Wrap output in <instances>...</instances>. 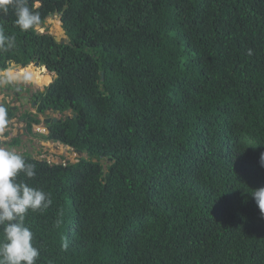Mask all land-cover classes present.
Wrapping results in <instances>:
<instances>
[{
    "label": "trees",
    "instance_id": "trees-1",
    "mask_svg": "<svg viewBox=\"0 0 264 264\" xmlns=\"http://www.w3.org/2000/svg\"><path fill=\"white\" fill-rule=\"evenodd\" d=\"M28 5L41 20L26 32L13 8L0 11L15 37L0 72L39 62L20 76L56 77L34 94L35 113L3 105L8 124L17 115L30 135L81 154L20 153L36 176L18 180L52 198L26 216L37 264H264L251 196L264 187V0ZM56 10L67 43L39 29ZM47 112L59 121L44 122Z\"/></svg>",
    "mask_w": 264,
    "mask_h": 264
},
{
    "label": "clouds",
    "instance_id": "clouds-1",
    "mask_svg": "<svg viewBox=\"0 0 264 264\" xmlns=\"http://www.w3.org/2000/svg\"><path fill=\"white\" fill-rule=\"evenodd\" d=\"M9 7L14 9L15 25L21 31L40 23L39 12L29 7L28 0H0V11L7 12ZM14 46L15 37L5 35L0 28V51L6 52ZM8 122L6 110L0 107V133ZM260 163L264 167V153ZM35 167L20 153L0 147V264H37L39 259L40 249L34 246L33 231L25 221L30 211L42 212L51 206V194L18 180L21 174L29 180L34 178ZM251 196L264 216V187L255 189Z\"/></svg>",
    "mask_w": 264,
    "mask_h": 264
},
{
    "label": "rangeland",
    "instance_id": "rangeland-1",
    "mask_svg": "<svg viewBox=\"0 0 264 264\" xmlns=\"http://www.w3.org/2000/svg\"><path fill=\"white\" fill-rule=\"evenodd\" d=\"M39 29L40 31L49 29V31L57 37H66L65 34H62L61 20L58 15H52L51 17H49L46 20V23L43 26H40ZM28 67L36 69L41 66H36L32 63L28 65ZM22 69L24 70L26 68ZM4 74L8 75L14 81L21 80V83L27 84L34 91L44 90L45 86H47L52 81V75L50 72L47 73L50 79L47 84H39L38 82H36V80L33 79V75L28 73L21 77L20 75L23 74H19L15 70L11 69L6 70ZM2 96L6 101L8 100L10 103V94L5 95V93L3 94V92L0 90V97L2 98ZM11 105L18 107V109L20 110L19 115L27 111L35 113V105H33L27 98H25L23 101H20V105L18 103H12ZM49 115L53 119H58L61 117V115H59L58 113L47 112V116L40 115V118L43 119L48 117ZM23 120L24 119L20 117L16 121H11L10 124H7L5 131L3 133H0V147L14 150L18 153L29 152L37 158L47 159L52 163L62 162L65 160L75 162L78 157H80L81 154H79L77 151H74L69 146L45 140L41 138L42 136L40 134H36L35 136L30 135L26 132V122L25 120ZM34 129L36 132L39 131L41 133H47V129L43 124L35 125ZM13 137H18L21 140V143L16 146L9 145L8 142H10Z\"/></svg>",
    "mask_w": 264,
    "mask_h": 264
},
{
    "label": "flooded vegetation",
    "instance_id": "flooded-vegetation-1",
    "mask_svg": "<svg viewBox=\"0 0 264 264\" xmlns=\"http://www.w3.org/2000/svg\"><path fill=\"white\" fill-rule=\"evenodd\" d=\"M10 82H11L12 88L11 87L7 88L8 86V83H7V86L4 89L5 95L6 94L11 95L10 103L8 104L7 102H3V103H0V106L1 105L5 106L6 104L11 105L12 103H18L20 105V101H23L25 98L30 100L33 105H36L32 99H33L34 94L38 91L32 90L30 86H28L25 83L18 82V83H14L13 85V81H10Z\"/></svg>",
    "mask_w": 264,
    "mask_h": 264
},
{
    "label": "water",
    "instance_id": "water-1",
    "mask_svg": "<svg viewBox=\"0 0 264 264\" xmlns=\"http://www.w3.org/2000/svg\"><path fill=\"white\" fill-rule=\"evenodd\" d=\"M53 15H58L60 17V19H61V16L63 15V12H59V11L56 10ZM62 34L63 35L65 34V31L63 29H62ZM55 39H56V41L61 42V43H67L69 41L68 37H64V38L61 37L60 38V37L55 36ZM33 64L36 65V66H40L39 62H34ZM27 67H28V65L26 63H22V64H16L14 62H10L9 63V69H15V68L22 69V68H27ZM44 68L48 71L47 67H44ZM3 73H5V72L4 71L0 72V75L3 74ZM50 73L52 75V79L56 77L55 73H53V72H50ZM103 78H104V72H102V79ZM13 85H14V82H13ZM2 106L3 105H1L0 107H2ZM5 106L8 107V104H6ZM16 108H17L16 106H12L13 110H15ZM58 114L61 115L59 112H58ZM17 117L18 116L16 115L14 117V119H16ZM57 121H59V118L58 119L57 118L56 119H53V118L44 119V122H46V123L57 122Z\"/></svg>",
    "mask_w": 264,
    "mask_h": 264
},
{
    "label": "crops",
    "instance_id": "crops-1",
    "mask_svg": "<svg viewBox=\"0 0 264 264\" xmlns=\"http://www.w3.org/2000/svg\"><path fill=\"white\" fill-rule=\"evenodd\" d=\"M11 70H15L16 72H20V70L21 69H18V68H15V69H11ZM12 79L8 76V75H5L4 73L3 74H1L0 75V90L3 92V94H4V89H5V87L7 86V83H8V81H11ZM14 83H21V80H18V81H14V80H12ZM4 97H6V96H4ZM3 102H7L8 104H9V101L7 100H5L4 98H3V96H2V98L0 97V103H3ZM18 118H16V119H14L13 121H16ZM12 121V122H13ZM24 121V120H23ZM22 121V122H23ZM24 123V122H23Z\"/></svg>",
    "mask_w": 264,
    "mask_h": 264
}]
</instances>
